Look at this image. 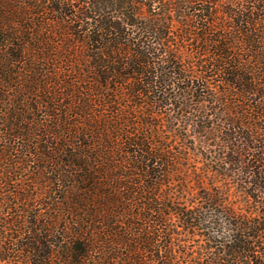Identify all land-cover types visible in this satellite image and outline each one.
Here are the masks:
<instances>
[{"label":"trees","instance_id":"obj_1","mask_svg":"<svg viewBox=\"0 0 264 264\" xmlns=\"http://www.w3.org/2000/svg\"><path fill=\"white\" fill-rule=\"evenodd\" d=\"M0 264H264V0H0Z\"/></svg>","mask_w":264,"mask_h":264}]
</instances>
